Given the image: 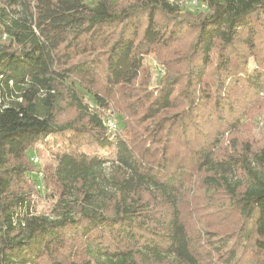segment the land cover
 I'll list each match as a JSON object with an SVG mask.
<instances>
[{
    "label": "trees",
    "instance_id": "16d2710c",
    "mask_svg": "<svg viewBox=\"0 0 264 264\" xmlns=\"http://www.w3.org/2000/svg\"><path fill=\"white\" fill-rule=\"evenodd\" d=\"M207 7L210 15L191 24L197 37L184 60L197 85L182 92L183 109L157 118L134 148L126 110L137 115L149 101L144 123L176 107V82L167 79L171 66L182 62V53L171 48L186 23L177 9L166 0H0V264H66L63 250L72 240H83L85 257L98 264H205L178 210L193 169L225 175L221 180L233 199L241 183L230 187L226 177L237 171L246 177L238 203L250 223L242 240L253 252L245 254L246 262L233 253L222 259L264 264V149L253 155L262 167L256 172L247 159L213 155L221 132L235 131L245 117L240 91L246 99L264 96V0H208ZM214 46L218 63L205 83ZM198 52L202 71H188ZM152 54L167 76L149 91V79L159 78L153 62V71L146 69ZM78 89L99 107L119 94L117 131H127L128 138L116 134L113 141ZM62 103L74 109L75 119L58 121ZM56 135L63 148L45 175L57 194L49 218L34 214L29 185L20 184L28 172L27 151ZM105 150L115 153L109 178ZM211 244L218 254L224 249Z\"/></svg>",
    "mask_w": 264,
    "mask_h": 264
},
{
    "label": "rangeland",
    "instance_id": "374dc122",
    "mask_svg": "<svg viewBox=\"0 0 264 264\" xmlns=\"http://www.w3.org/2000/svg\"><path fill=\"white\" fill-rule=\"evenodd\" d=\"M166 2L171 7L177 9V18L179 17L178 19L186 22L183 25V28L180 29L181 34L178 37L179 39H177V42L171 47L178 49L176 53H182V55L178 57V59L182 62L179 64V68L177 69L176 65L171 66L170 75L167 79L169 82L173 80L176 82L173 86L175 90L173 98L175 100L176 107L167 110L165 114L162 112L158 114L155 119L148 120L144 123L142 122V118H144L146 108L149 106V101L147 103L145 101L144 103H141L137 115H134L130 113V111L126 110L124 120H126L128 124L129 122L131 123V145L134 148L137 144H140L143 139H145L146 134H144V132L154 129V123H157V118L164 116L173 117L178 111H181L184 106L180 103L187 101L182 92L185 89H191V91H193L194 88L191 86L197 85V80L194 76H192V71L189 72V74L185 71L184 64L186 62L184 60L188 55L192 54V47L197 37V31L194 30L191 24L198 23L200 20L208 17L211 13V10L207 6L202 7V5H208V0H166ZM13 10L19 11L18 8H13ZM216 46H218V43H216ZM218 51V48L215 47L210 54L211 65L204 71L205 77L202 79L205 83H207V80L210 79L209 77L212 74L216 63H218ZM156 60V56L152 54L151 59H148L146 64V69L151 72L153 70L151 69L150 63L153 62L155 70L159 73V78L157 80L153 81V79H149V84L151 86L149 91H153L157 87H160L157 83L162 84L163 80H165V77L167 76V74L166 76H162V69L156 68ZM201 60L202 55L198 52L195 57L193 56V60L189 64L188 71L192 68L194 71H202V69L198 66V64L201 63ZM165 73H167V70ZM174 74H177V76L174 77ZM202 80L198 82H201ZM188 81L190 84H188ZM139 85H134L133 87H135V89H139ZM229 86L230 84H225L224 88L227 89ZM145 89L148 91L147 86ZM78 91L82 94H79L82 104L86 105L91 112H100L103 115H113L117 120H119L117 115L119 113L118 102H121L122 100L119 94H115L112 97L111 102L106 107H99L93 103L92 98L89 97L88 94L80 89H78ZM152 97L153 96L151 95L149 99L150 101L152 100ZM196 97L199 98L200 96L197 95L194 98ZM237 98L239 99L238 104H243V110L247 109L245 117L241 118V122L235 131L225 129L224 132H221L223 134L218 137L217 135H214L218 139V146L215 148L213 155L217 160H222V158H228L229 156H238L243 159H247L246 162L250 170L254 172L259 170L262 171V167L256 165L253 155L264 149V96H259L256 99L254 98V100L257 101L254 106L250 105L254 100L246 99L244 95L242 96L241 91ZM133 101L134 100L131 99L129 103H133ZM68 105L70 104L68 103ZM76 116L77 114L74 109L68 108V106L63 108V103L61 110L57 113L59 122L71 121L72 119H75ZM165 127L167 128V126ZM214 130L215 128H213L211 132ZM118 131L116 134H120V136L122 134L123 137L128 138V135H126L127 131L124 133H118ZM139 134L144 135L139 137ZM205 134L210 137L212 136V134H207V132ZM56 137V139L40 141L27 151V158L25 162L27 163L28 172L25 175L23 183L20 184V187H23L26 184L29 185V201L32 204L35 215L49 218L54 216L57 194L48 184V179H46L47 184H45V190L43 192H38L33 182L29 180V176L38 170H42L44 175L47 176L49 173L48 171L55 167V155L63 148L61 145V137L57 135ZM111 139L115 141L116 136L111 137ZM152 146H149L148 148H151ZM35 155L39 158L38 165L32 164L30 160ZM101 158L106 160L104 163L103 173L106 178H109L114 173L115 168L114 150L102 151ZM222 176L225 177V175L221 173L214 175L212 172L193 169L187 175V179L181 190L182 193L178 198V210L180 212L181 220L186 225L187 231L193 235V241L196 242V247H199L197 248L198 253L203 258H206L205 264H225L223 259L228 260L226 258L231 256L232 253V256L237 260L240 258V260L246 262L245 254L251 251L253 252L252 248L248 249L245 247V241L242 240L243 232L250 229V223L242 218L238 203L240 193L243 191L247 179L240 171L235 172L234 175H226L227 183L230 184V187L241 183V187L237 188L235 192L237 198L233 199L228 195L227 185L221 180ZM209 178H211V180H208ZM208 240H210L211 243H216V248L224 247L221 253L218 254L213 252L212 244L208 243ZM83 243V240L69 241V247L66 250H63V263L69 264L72 262L81 263L83 261H88L90 264H98L92 260L89 261V259L85 257ZM216 248H214V250ZM139 264H145V261H140ZM164 264L172 263L169 261Z\"/></svg>",
    "mask_w": 264,
    "mask_h": 264
},
{
    "label": "built area",
    "instance_id": "2783aa9c",
    "mask_svg": "<svg viewBox=\"0 0 264 264\" xmlns=\"http://www.w3.org/2000/svg\"><path fill=\"white\" fill-rule=\"evenodd\" d=\"M204 6H207V5H202V7ZM97 113L100 116L102 126L104 127L106 132L111 137L116 136L117 129H118L117 119L113 115H109V114L103 115L100 112H97ZM30 160H31V163L34 165L39 164V158L36 155L33 156ZM29 180L33 182L38 192H43L45 190V175L42 170H38L34 172L33 174H30Z\"/></svg>",
    "mask_w": 264,
    "mask_h": 264
}]
</instances>
